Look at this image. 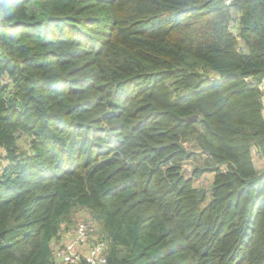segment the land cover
Returning a JSON list of instances; mask_svg holds the SVG:
<instances>
[{
  "label": "trees",
  "instance_id": "trees-1",
  "mask_svg": "<svg viewBox=\"0 0 264 264\" xmlns=\"http://www.w3.org/2000/svg\"><path fill=\"white\" fill-rule=\"evenodd\" d=\"M262 76L264 0H0V264H264Z\"/></svg>",
  "mask_w": 264,
  "mask_h": 264
},
{
  "label": "built area",
  "instance_id": "built-area-1",
  "mask_svg": "<svg viewBox=\"0 0 264 264\" xmlns=\"http://www.w3.org/2000/svg\"><path fill=\"white\" fill-rule=\"evenodd\" d=\"M245 79L250 81L247 77ZM256 84L262 94L264 115V76ZM93 221L92 218L82 217L62 225L51 242V254L55 263L79 264L85 261L89 264H103L106 261L107 239L97 231Z\"/></svg>",
  "mask_w": 264,
  "mask_h": 264
},
{
  "label": "rangeland",
  "instance_id": "rangeland-1",
  "mask_svg": "<svg viewBox=\"0 0 264 264\" xmlns=\"http://www.w3.org/2000/svg\"><path fill=\"white\" fill-rule=\"evenodd\" d=\"M252 155H253V160L255 161L256 163V166L258 167V169L260 170L262 168V166L264 165V162H262V158L259 157L260 155L258 154L257 151H252ZM192 169H191V165H186V175H190L192 176ZM213 179V174L211 173H204L198 177H195L194 178V185L196 187H204L205 189H207V195H209V186H210V183ZM81 210H75L74 212H72L69 217H68V220L66 222H73L79 218H82V217H88L89 219H91V216H89V214L86 212H80ZM94 225L97 229V231L101 234V226L99 224H97L96 222H94Z\"/></svg>",
  "mask_w": 264,
  "mask_h": 264
},
{
  "label": "water",
  "instance_id": "water-1",
  "mask_svg": "<svg viewBox=\"0 0 264 264\" xmlns=\"http://www.w3.org/2000/svg\"><path fill=\"white\" fill-rule=\"evenodd\" d=\"M197 117V115H192V116H188V117H186L185 119H193V118H196ZM2 235V234H1Z\"/></svg>",
  "mask_w": 264,
  "mask_h": 264
},
{
  "label": "crops",
  "instance_id": "crops-1",
  "mask_svg": "<svg viewBox=\"0 0 264 264\" xmlns=\"http://www.w3.org/2000/svg\"><path fill=\"white\" fill-rule=\"evenodd\" d=\"M212 174V173H211Z\"/></svg>",
  "mask_w": 264,
  "mask_h": 264
}]
</instances>
